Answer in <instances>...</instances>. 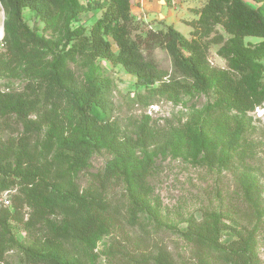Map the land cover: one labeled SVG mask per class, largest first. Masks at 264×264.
I'll list each match as a JSON object with an SVG mask.
<instances>
[{
    "label": "trees",
    "instance_id": "1",
    "mask_svg": "<svg viewBox=\"0 0 264 264\" xmlns=\"http://www.w3.org/2000/svg\"><path fill=\"white\" fill-rule=\"evenodd\" d=\"M252 1L264 9V0ZM133 3L134 0H89L87 4L78 0H0L4 14L3 20L0 16V42L6 59H0V73L15 72L24 63H28L31 73L39 72L37 81L28 83L22 92L0 91V126L12 121L22 129L16 142L0 140V189L15 183L20 189L11 201L13 213L0 210V264H6L8 221L20 220L24 207L31 211L36 224L53 217L57 222L55 226L45 223L48 234L43 242L35 240L22 249L23 264H89V247L110 223L123 219V209L130 226L138 221L137 216L146 214L160 229L158 213L146 198L149 161L138 164L134 151L166 153L182 137H188L199 141L209 165L216 164L219 156L240 146L246 133L244 120L229 116L227 110H242L264 102V96L258 93L262 70L257 63V58L264 60V43L256 50L244 43L246 37L264 39V13L259 9L244 0H206L199 12V39L187 40L171 26L158 32H141L131 14ZM24 10L46 24L55 17L65 23L64 44H52L38 36L24 22ZM85 12L100 15L88 34L82 35L73 25ZM217 26L227 39L216 30ZM208 37L219 45L218 53L228 67L210 71L209 78L204 75L208 49L202 42ZM155 43L163 45L170 59L168 81H162L164 73L143 54V49ZM47 51L52 52L50 61L42 60ZM76 55L120 65L137 85L149 87L161 82L159 91L175 95L179 91L203 90L213 79L214 103L202 113L193 114L186 126L156 127L142 122L130 134H122L110 122L112 106L104 83L94 85L79 80L66 68V61ZM45 127L51 133L41 140ZM54 147L56 153L51 158ZM102 147L112 153V158L97 185L89 193H80L71 180L72 172L82 168L91 152ZM114 177H122L125 183L127 203L121 207L105 197ZM240 183L249 204L258 199V184L253 179L244 178ZM177 233L195 249L199 264H258L254 230L236 222L228 225L221 214L203 211L199 220L188 218L185 230ZM153 252V264H175L164 249L155 246ZM147 261L131 257L132 264Z\"/></svg>",
    "mask_w": 264,
    "mask_h": 264
},
{
    "label": "rangeland",
    "instance_id": "2",
    "mask_svg": "<svg viewBox=\"0 0 264 264\" xmlns=\"http://www.w3.org/2000/svg\"><path fill=\"white\" fill-rule=\"evenodd\" d=\"M78 1L81 4L85 2ZM244 1L264 13V9L252 0ZM205 3L206 0H134L131 14L138 21L141 32H158L171 26L187 40L199 39L196 34L199 12ZM99 15V12L82 13L78 23L73 26H78L77 31L82 35L88 34ZM0 16L3 20L1 9ZM23 19L38 36L52 44H64L66 24L58 21L57 17L46 24L29 10H24ZM216 30L225 39L228 38L220 26ZM202 42L208 49L204 75L209 78L212 70H227L226 60L218 53L219 45L211 43L209 37ZM244 43L249 49L256 50L264 43V39L246 37ZM113 50L116 51L114 47ZM4 51L0 42V59L3 62L6 61ZM143 54L147 59L151 58L160 72L164 73L162 81H168L171 62L163 45L152 44L143 49ZM51 58L52 52L47 51L42 60L50 61ZM257 63L262 70L258 93L264 96V60L257 58ZM65 64L79 80H87L94 85L104 83L112 106L110 122L122 134H130L142 122L156 127L186 126L193 114L202 113L214 103L213 79H209L203 90L179 91L175 95L159 91L161 82L149 87L139 86L122 66H112L102 59L88 60L83 55H76ZM28 66V63H24L15 72L1 71L0 91L22 92L28 83L37 81L39 72L31 73ZM227 113L244 120L246 133L240 146L224 157L219 156L216 164L209 165L199 141L188 137H182L180 143L166 153L156 154L152 149L134 151L138 164L149 161L145 173L146 198L158 213L160 229L146 214L137 216L138 221L130 226L126 209H123V219L110 223L107 230L89 247V264H132L131 257L148 260L139 264H153L151 257L155 246L164 249L175 264H199L195 249L184 242L177 231L185 230L188 218L199 220L203 211L221 214L228 225L236 222L239 226L253 229L258 264H264V102L242 110L230 108ZM8 125L0 126V140L16 142L22 129L12 121ZM49 133V127H45L41 140ZM55 153L54 147L51 158ZM111 158L112 153L106 147L99 148L91 152L82 168L72 172L71 180L80 193H89L97 185ZM244 178H251L258 184V199L251 204L246 201L240 183ZM6 187L0 189V210L12 214L11 201L20 193V189L18 183ZM105 197L120 207L122 203H127L122 177L111 179ZM56 222L57 218L54 217L45 220L49 226H55ZM45 223L36 224L26 207L21 210L20 220L8 221L7 252L4 256L6 264H23L20 261L22 249L35 240H45L48 234Z\"/></svg>",
    "mask_w": 264,
    "mask_h": 264
},
{
    "label": "built area",
    "instance_id": "3",
    "mask_svg": "<svg viewBox=\"0 0 264 264\" xmlns=\"http://www.w3.org/2000/svg\"><path fill=\"white\" fill-rule=\"evenodd\" d=\"M89 2V0H85L84 4H87ZM2 39V34L0 33V41Z\"/></svg>",
    "mask_w": 264,
    "mask_h": 264
},
{
    "label": "clouds",
    "instance_id": "4",
    "mask_svg": "<svg viewBox=\"0 0 264 264\" xmlns=\"http://www.w3.org/2000/svg\"><path fill=\"white\" fill-rule=\"evenodd\" d=\"M1 34H2V36H3V33H2V31L0 32Z\"/></svg>",
    "mask_w": 264,
    "mask_h": 264
}]
</instances>
